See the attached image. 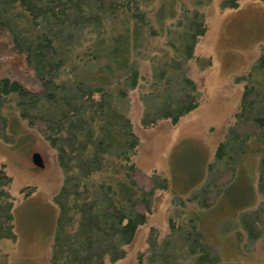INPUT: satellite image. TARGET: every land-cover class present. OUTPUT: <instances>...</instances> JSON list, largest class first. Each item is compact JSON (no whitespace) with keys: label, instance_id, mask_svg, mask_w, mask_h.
<instances>
[{"label":"trees","instance_id":"obj_1","mask_svg":"<svg viewBox=\"0 0 264 264\" xmlns=\"http://www.w3.org/2000/svg\"><path fill=\"white\" fill-rule=\"evenodd\" d=\"M186 1L0 0V56L20 57L30 73L0 76V137L11 142L9 124L25 122L55 152L63 176L54 199L59 214L50 264L123 260L147 224L154 192L167 190L137 165L140 139L129 110L136 92L146 109L143 129L161 122L177 125L197 110L199 88L188 63L207 25ZM188 1L196 8L211 0ZM239 1L225 0L222 7L236 9ZM162 38L167 39L163 46ZM146 62L150 73L141 70ZM263 70L264 54L253 72ZM244 84L234 124L210 165L218 176L199 192L201 208L240 183L246 157L257 161V191L264 198V85ZM11 184L0 165V242L16 240ZM248 192L245 208L255 201L254 185ZM23 193L29 196L32 189ZM187 223L186 228L170 221L163 251L185 255L192 264H221L194 219ZM242 226L250 239L261 236L264 212ZM175 241L186 249H177ZM174 260L166 254L160 259L162 264Z\"/></svg>","mask_w":264,"mask_h":264},{"label":"rangeland","instance_id":"obj_2","mask_svg":"<svg viewBox=\"0 0 264 264\" xmlns=\"http://www.w3.org/2000/svg\"><path fill=\"white\" fill-rule=\"evenodd\" d=\"M224 1L211 0L196 8L188 0L185 3L190 12L200 13L207 25V33L188 63V75L199 88L197 110L177 125L161 122L143 129L140 119L146 109L139 94L133 92L131 96L129 116L140 139L137 165L157 182L166 183L167 190L154 192L147 224L126 249V257L115 264H162L160 259L165 254L173 255V264H190L185 255L171 249L163 251V243L171 233L170 221L187 228L191 219L221 264H264V232L250 239L242 226L246 218L264 212V198L257 191L256 159L241 160L240 183L212 206L201 208L198 200L199 192L218 176L217 167L211 169L210 165L234 124L244 82L264 85V70L253 72L257 59L264 54V3L240 0L236 9H224ZM165 41L162 38L159 43L163 46ZM149 65L142 63L143 73L151 72ZM8 71L30 75L22 59L14 54L0 56V76L9 75ZM6 134L13 139L6 143L0 137V165L12 178L16 240L0 242V264H50L59 214L54 199L62 185V172L55 152L25 122H12ZM34 153L42 156L43 169L33 165ZM253 185L255 201L245 208ZM28 187L32 193L26 196L23 190ZM185 232L193 238L192 231ZM175 243L177 249H186Z\"/></svg>","mask_w":264,"mask_h":264},{"label":"water","instance_id":"obj_3","mask_svg":"<svg viewBox=\"0 0 264 264\" xmlns=\"http://www.w3.org/2000/svg\"><path fill=\"white\" fill-rule=\"evenodd\" d=\"M32 163L35 167H38L41 169H43L45 167L42 156L39 153H34L32 155Z\"/></svg>","mask_w":264,"mask_h":264}]
</instances>
